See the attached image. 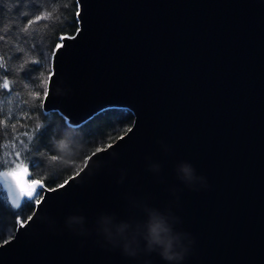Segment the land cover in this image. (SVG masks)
Segmentation results:
<instances>
[{
  "label": "water",
  "instance_id": "95a60500",
  "mask_svg": "<svg viewBox=\"0 0 264 264\" xmlns=\"http://www.w3.org/2000/svg\"><path fill=\"white\" fill-rule=\"evenodd\" d=\"M77 1L43 111L135 121L44 188L0 264H168L148 251L153 215L194 241L182 264H264V0ZM185 163L207 187L179 178Z\"/></svg>",
  "mask_w": 264,
  "mask_h": 264
},
{
  "label": "trees",
  "instance_id": "16d2710c",
  "mask_svg": "<svg viewBox=\"0 0 264 264\" xmlns=\"http://www.w3.org/2000/svg\"><path fill=\"white\" fill-rule=\"evenodd\" d=\"M78 13L77 0H0V173L27 168L25 178L38 184L39 193L77 174L94 152L127 133L135 121L130 110L110 108L74 127L58 112L43 111L53 54L64 36L78 31ZM61 139L68 142L64 151L56 146ZM52 156L58 159L52 161ZM0 191L2 244L32 216L42 194L17 209L1 185Z\"/></svg>",
  "mask_w": 264,
  "mask_h": 264
},
{
  "label": "clouds",
  "instance_id": "9594fccd",
  "mask_svg": "<svg viewBox=\"0 0 264 264\" xmlns=\"http://www.w3.org/2000/svg\"><path fill=\"white\" fill-rule=\"evenodd\" d=\"M56 146L58 150L64 151L68 148V142L66 139H61L60 141H57ZM156 170H159L158 166H156ZM178 174H180L179 178L190 186H194L199 183L203 187H207L204 179L202 177H197L194 168L188 163L179 166ZM185 238H187V234H185ZM145 239L148 251H155L159 248V254L162 259L168 261V264H182L183 260L190 251L191 245L194 243L191 239L188 240L187 246L180 243L179 234L177 236H173L171 229L159 215L151 216ZM123 251L125 255L133 258L136 256L135 252L129 251L127 245L124 247Z\"/></svg>",
  "mask_w": 264,
  "mask_h": 264
},
{
  "label": "snow or ice",
  "instance_id": "6c2138e0",
  "mask_svg": "<svg viewBox=\"0 0 264 264\" xmlns=\"http://www.w3.org/2000/svg\"><path fill=\"white\" fill-rule=\"evenodd\" d=\"M38 19H39V17H38ZM73 38H75V37H73ZM2 39H4V37L0 36V40H2ZM59 47H61V45H57L56 46L57 49H59ZM35 62L38 63V61H35ZM0 67H3V57H0ZM48 79L51 80V76H49ZM3 87L4 88H8L9 87V84H8L7 80L4 81ZM44 96H45V98H47V96H48V92L47 91L44 92ZM40 127H41V125L37 124L36 131H39ZM24 135L27 136V135H29V133L25 132ZM31 142L32 141H31V138H30L28 143L30 144ZM21 143H23V141H21ZM17 155H19V153H17ZM57 159H58L57 156H52L51 157L52 161H56ZM20 171L26 175L27 172H28V169L27 168H22V169H20ZM8 175L12 176L13 180L16 182V191H13V190L9 189L8 192H7V198L11 199L12 204H14L17 209H20V208L26 206L28 203L31 202V200H32V192L35 191V182L31 186V190L26 191L24 184H22L21 181L16 178V173L13 172V173H9ZM40 194L41 193H39V192L36 193V199L37 200L39 199ZM3 195H4L3 192L0 191V196H3ZM25 196L28 197V200H23L22 199ZM27 219H31V217H28Z\"/></svg>",
  "mask_w": 264,
  "mask_h": 264
},
{
  "label": "rangeland",
  "instance_id": "374dc122",
  "mask_svg": "<svg viewBox=\"0 0 264 264\" xmlns=\"http://www.w3.org/2000/svg\"><path fill=\"white\" fill-rule=\"evenodd\" d=\"M16 173V178L18 180L21 181L22 184H24L25 186V190L29 191L31 190V186L33 185V183L29 182L26 178H25V174L22 173L21 171L15 172ZM9 173H0V185L1 187L4 189V191L7 193L9 189L16 191V182L13 180L12 176L8 175ZM26 182V183H25ZM39 186L37 183H35V191L32 192V198L36 195L37 191L39 190ZM45 188V187H42ZM43 193H44V189H43ZM43 193L42 196H43ZM40 194V195H41ZM24 198H28L27 196L23 197ZM24 224L23 222H20L18 224V226Z\"/></svg>",
  "mask_w": 264,
  "mask_h": 264
}]
</instances>
